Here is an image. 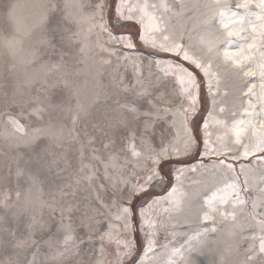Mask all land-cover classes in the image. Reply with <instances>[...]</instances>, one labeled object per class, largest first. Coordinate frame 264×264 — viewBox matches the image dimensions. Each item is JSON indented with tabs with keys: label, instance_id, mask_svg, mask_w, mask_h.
<instances>
[{
	"label": "rangeland",
	"instance_id": "1",
	"mask_svg": "<svg viewBox=\"0 0 264 264\" xmlns=\"http://www.w3.org/2000/svg\"><path fill=\"white\" fill-rule=\"evenodd\" d=\"M65 2L0 0V201L3 202L0 203V264H9L10 260L19 264L28 261L32 264H169L174 257L172 254L169 258L173 246L183 251L197 237L200 238L194 251L184 262L176 264H264V254L248 259L253 256L250 246H255L258 252L261 233L257 221L264 219V151L248 157L241 155L240 147L221 154L230 145L229 124L234 123L229 121L234 119H229L240 116L239 111L248 109L249 105L255 113L260 112L259 69L251 68V63L246 70L255 75L245 76L231 62H225V51L236 52L243 43L237 37H221L212 53L207 52L208 43L222 32L218 14L224 9L217 5L228 3L232 10L243 13L244 9L234 6L238 0H106L103 21L95 7L100 0H67L69 8H65ZM186 2L194 4L197 14L204 18L195 29H190L195 8L181 13V5ZM121 5V11L131 15V20L117 21L116 8ZM10 8L13 19L8 18ZM101 23L105 30L100 28ZM180 24H183L181 30ZM241 36H248V43L252 42L250 30L242 32ZM12 38L16 42L9 46L7 41ZM153 42L181 44L189 55L211 64L209 74L205 75L182 55L153 48ZM262 56L264 41L258 37L249 59L255 61ZM215 62L222 66L217 67ZM54 65L61 67L54 68ZM181 70L185 80L191 76L196 85L194 110L187 93L182 92L187 84L180 83ZM65 72H72L79 83L87 81L86 91L99 82L113 100L131 96L121 90L125 86L146 88L164 98L169 111L155 123L148 138L156 151L166 148L170 153L157 166V178L145 185L153 167L152 153L146 145L137 140L141 155L134 157L130 151H120L122 137L119 133L113 136L108 131L105 135L101 120L103 104L82 116L75 125L73 112L67 107L63 111L46 109L40 118L30 115L39 103L37 97L42 100L45 94L38 90L61 80ZM117 84L120 87H114ZM250 88L254 89L253 93H249ZM52 91L49 89L47 94ZM235 99L240 104L236 111L230 112L229 103ZM70 107L74 109L75 100ZM9 118L18 119L25 133L16 131ZM49 123L63 127L60 145L42 140L35 146H26L31 129ZM242 126L250 128L248 123ZM186 136L191 138H188L191 147L177 155L171 153L172 147L181 148ZM113 138L117 153L114 161L109 160L112 150L104 148ZM42 148L48 149L49 162L56 160L57 163L46 171L43 191L32 190L30 199L34 203L29 204L25 199L29 188L27 176L17 177L16 170L19 166L27 173L30 155ZM94 156L104 163L93 159ZM105 164H108L107 171ZM83 165L88 167L81 172ZM201 172L203 177L207 174L217 177V182L206 189L203 197L209 194V189L210 192L229 184L237 185L239 199L244 203L236 211L235 220L214 213L208 222L199 221L205 201L196 193L201 184H194V180ZM90 174L93 176L91 184L83 179ZM77 180H80L78 185ZM140 185L146 190L131 201L130 227L125 234L123 221L115 219L118 214L115 205L119 202L116 193ZM60 188L69 193L64 200L88 201L100 209L94 221H88L81 213L74 214L72 228L76 246L69 245L67 250L59 211L53 212L46 204H41V201L50 203L53 196L60 199ZM232 199H236L235 193ZM123 203L128 205L127 200ZM186 205L195 210L194 215L186 211ZM226 207L223 206L224 210L232 211ZM33 216L42 225L34 230L33 239L37 243L26 250L14 248L13 237L4 229L15 231L16 239L26 237L27 225ZM63 223H69L67 218ZM109 223L114 225L111 239L106 237L101 241L100 235L109 230ZM125 239L133 244L128 258L122 257L123 244H117V240ZM149 239L153 247L145 255Z\"/></svg>",
	"mask_w": 264,
	"mask_h": 264
},
{
	"label": "snow or ice",
	"instance_id": "2",
	"mask_svg": "<svg viewBox=\"0 0 264 264\" xmlns=\"http://www.w3.org/2000/svg\"><path fill=\"white\" fill-rule=\"evenodd\" d=\"M218 7L224 9V11L219 12V24L220 29L222 30L221 35L216 37L215 41H210L208 43L207 52L212 53L213 48L216 46V43L223 38L229 37H237L241 41L242 44L239 45V49L236 52L225 51L224 59L225 62H231L235 68L243 72L245 76L255 75L250 70H246L248 65L251 63H255L249 59L250 50H254L257 44V38L259 37L262 41H264V0H238L235 3L236 9H244L243 13L232 10V6L228 3L218 4ZM55 7V6H54ZM71 5L65 2V8H69ZM98 14L100 15L101 21H103V12L107 7L106 0H100L99 3L95 5ZM120 7L116 8L117 21L121 20H131L133 17L131 15H124L121 11ZM155 7V5H153ZM259 9L258 12H253L252 9ZM254 16L255 19H251ZM8 18L13 19V12L11 8L8 11ZM100 28L105 30L104 24L101 23ZM250 30L252 33V42L248 43V36H241L242 32H246ZM168 38L165 37V40ZM15 38L9 39L7 41L9 46H12L15 43ZM231 43V41H229ZM153 48H159L160 51L164 52H174L177 56L182 55L183 59L186 61H190L197 68H201L205 75L209 74V69L211 68L210 63H202L195 56L189 55V52L183 48V46L179 43H171L168 45L160 44L157 45L155 42L151 45ZM54 68H59L61 65H54ZM179 67V66H177ZM259 69V76L261 80L260 89L261 92L264 93V56L261 57L260 62L257 64ZM183 70H181L180 74V83L182 85L187 84V87L182 89V92L187 93L190 98L194 110L195 104V96L193 95V90L196 85L192 80L191 76H188L187 81L185 80L184 75L182 74ZM74 74L72 72H65L62 79L53 83L51 85L45 84L38 91L45 93L43 99L40 100L39 103L32 108L30 115H36L40 118V114L45 112L46 109H58L63 111L66 107L68 111L73 112L72 115V123L73 125L82 117L87 116L93 109H98V107L103 104L104 111L101 114V120L103 124V128L105 129V135H107L108 131L115 134L119 133L122 137L120 144V151L126 152L130 151L131 155L134 157L140 156L141 152L137 150V140H139L141 145H146L151 151L152 155L150 159L152 160V171L151 174L145 180V185L150 183L153 179L157 178L159 173L157 171V166L163 161L166 157L170 155L166 148H161L160 151H156L155 148L148 143V138L152 135V129L155 123L159 119H163V116L167 114L169 111L167 105L164 102V98L162 96H156L153 92L149 91L146 88L136 89L135 87H122L121 90L125 93H131V96H125L123 100L120 99H112V96L104 89V86L99 82L94 83L91 89H87V81L83 83H79L75 78H73ZM114 87H120V85H114ZM49 89L53 90L51 94H47ZM254 89L250 88L249 93H253ZM75 100L74 109L70 107L72 101ZM111 101V102H110ZM262 112L257 113V115L264 114V100L261 101ZM255 112V109L249 105L248 109H245L246 112L249 111ZM9 122L16 128V131L25 133L24 125L20 124L18 119L9 118ZM244 122L241 121L240 124L234 125L235 134H236V142H240L241 133L243 129L241 128V124ZM248 123H251L249 121ZM207 127V124L205 125ZM142 128V130H141ZM63 127H57L52 123L47 124L46 126H37L31 129V137L27 142L26 146H35L38 142L42 140H52L57 146L60 145L63 139ZM191 139V138H189ZM207 143V142H206ZM116 139H109L108 143L104 144L105 149H111L112 155L109 157V160H115L117 153L115 152ZM191 147L189 143L185 147V151ZM243 155L247 156L249 153L247 151V146ZM254 150L264 151V135H261L258 138V142L253 146ZM48 153L47 148H42L40 151H34L32 155H30L28 160V171L25 172V169L17 167L16 176L21 177L26 175L27 181L29 184L28 194L25 197L26 203L32 204L34 203L31 199L32 190L35 189L38 192L43 191V184L45 182V173L46 171H50L51 164L57 163L56 160H49L46 158ZM93 159L100 160V157L94 156ZM101 163L104 161L100 160ZM88 167V165H83L80 169L81 172ZM108 164H105V170L107 171ZM229 168L231 166L229 165ZM93 176L86 175L83 177L86 181L91 184ZM77 185L80 183V180L76 181ZM145 186L140 185L139 187L132 188L127 187L123 190H117V200L119 201L115 206L118 208V214L115 216L117 221H123L122 228L127 234L129 229L128 224V215L130 211V205L133 198L138 196L140 193L144 192ZM236 194L235 201H232L233 194ZM58 194L60 199H57L56 196H53L52 201L44 202L41 201V204H46L49 208L52 209L53 212L59 211L61 216L60 228H62L65 232L63 237V244L66 246L75 245L76 236L75 230L72 228L73 216L75 213H81L88 221H94L97 214H100V209L95 208L91 205L90 202H77L72 203L70 201H66L63 198L68 196L69 193L65 192L63 188L58 189ZM21 193L18 191L17 196L19 197ZM74 195V193H73ZM39 199V198H38ZM124 200L128 201V205L123 203ZM232 201V211L224 210L223 206ZM0 203H3L0 201ZM244 201L239 199V189L235 184H229L224 189H221L217 193H213L208 199L204 202V211H203V219L210 220L213 219L214 213H219L224 219H236V206L237 204H243ZM151 205H149L150 207ZM255 207V202L253 204ZM143 214V213H142ZM67 218L69 223L65 225L63 223L64 219ZM255 219V217H253ZM42 227L39 224V221L35 216L31 217V223L27 225L28 234L26 237L16 239V232H9L8 229H4L5 232H8L10 236L13 237L14 242L12 246L16 249L26 250L31 248L33 245L37 243L33 236L35 234V229L37 227ZM257 226L259 227L261 235L259 236V247L258 252L255 250V246H250L249 251L253 252V256H249L248 259L251 260L255 255L264 254V219L257 221ZM114 225L109 223L108 231L104 232L100 235V240L103 241L106 237L111 239L112 229ZM207 231V230H206ZM215 231V229H213ZM257 237L253 236V239ZM123 244V252L122 257L128 258L132 254L133 244L131 240L125 239L124 241L117 240V244ZM153 241L149 239L148 247L145 251V255L148 252L152 251ZM187 251H194V249L189 246ZM176 254L183 257V253L177 249ZM58 255H63V253H59ZM33 259H35V253H33ZM9 264H19L17 261L10 260ZM26 264H32L31 261L26 262Z\"/></svg>",
	"mask_w": 264,
	"mask_h": 264
},
{
	"label": "bare ground",
	"instance_id": "3",
	"mask_svg": "<svg viewBox=\"0 0 264 264\" xmlns=\"http://www.w3.org/2000/svg\"><path fill=\"white\" fill-rule=\"evenodd\" d=\"M185 1V0H183ZM182 9H181V13H184L186 10L188 9H193L195 8V12L197 14V8L194 4L192 3H182ZM184 6V7H183ZM144 7V6H143ZM194 12V17H193V20H191V28L190 29H195V25L197 23H201L204 21V18L201 17L200 15H196ZM197 16V17H196ZM183 27V24H180L179 25V28L181 30V28ZM204 34V33H203ZM172 35H176L175 33H172ZM251 43V42H250ZM255 63H252V67L251 68H256L257 67V64L260 62V58L257 57L255 58ZM216 66L217 67H221L222 64L221 63H218V62H215ZM258 68V67H257ZM233 77H236V75L232 72L231 74ZM256 89L259 88V85H255ZM262 100H264V93H262L260 96H259ZM240 104V101L238 99H235V100H232L230 103H229V110L230 112H233V111H236L238 106ZM211 109H213V106H211ZM262 112V108H260V112ZM239 114L240 116H237V117H231L229 120H233V121H229L231 122L233 125L229 124L231 126V130H230V139L229 140V143L230 145L228 147H225L224 151H221V154H226V153H230L233 151H235L236 149L242 147V152H241V155H243V153L245 152L246 150V147L247 146V151H248V157L249 155L250 156H253L255 154H258V150H254L253 146L258 142V138L261 136V135H264V114H261V115H257V113L253 112L251 113V111H248L246 112L245 110L244 111H239ZM256 118V119H255ZM255 119V120H254ZM243 121L245 123H248L249 121H251V123H248L249 124V129H244L242 126L243 124H241V128L243 129L242 133H241V138H240V142L237 143L236 142V134H235V128H234V125L236 124H240V122ZM187 135V134H186ZM187 137V136H186ZM255 137V139L253 138ZM257 137V138H256ZM189 137H187L185 140L183 139V141H181V148L177 149L176 147H172V150H171V153H176L177 154H180V153H183L185 151V147L186 145L189 144ZM254 139V140H253ZM231 150V151H230ZM245 156V155H243ZM205 174V173H204ZM198 178L194 180V184H201L198 188H197V191L196 193L198 192L197 195L200 194V196H202L201 198H203L202 200L206 201L208 199V197H210L213 193H217L221 190L220 189H216V190H213V191H210L207 190V193L208 195L204 196L203 195L206 193V189L210 188L212 185H214L216 182H217V177H213V175H210V174H207L203 177V172L197 174ZM250 176L249 175V180L250 181ZM254 178V177H253ZM252 178V181L254 180ZM247 180V179H246ZM257 180V179H256ZM259 180V179H258ZM220 180H218L219 182ZM251 183V182H250ZM216 186V185H215ZM199 196V197H200ZM191 198V197H190ZM232 201H235V199H232ZM232 201H230L228 204H226V208H229V209H232L233 210V207H232ZM195 202V201H194ZM201 203V202H200ZM190 204V203H189ZM199 204V203H198ZM199 205H202L199 204ZM194 206V205H193ZM195 208V207H194ZM241 208V205L240 204H237L236 206V211H239ZM185 209L186 211H189V212H192V214L194 215L195 214V210L193 208L190 207V205H186L185 206ZM196 209V208H195ZM202 210V209H201ZM205 210V209H204ZM199 211V210H198ZM199 215V214H198ZM203 215V214H202ZM183 220V219H182ZM199 221L201 222H208L209 220H204L203 219V216L199 219ZM205 232V231H204ZM176 234V233H175ZM200 237H197L196 240L191 244V247L194 248L195 245L197 244V241L199 240ZM190 246V245H189ZM189 246H187L183 251H181L183 253V257H181L180 255H177L176 254V247L173 246L171 248L172 250V253L169 255V258L170 256H172V254H174V257L172 258V260L170 262H168L169 264H176L178 261H182L184 262L185 261V258L186 256L190 253V251H187V249L189 248ZM179 250L181 249L180 247L178 248ZM184 264V263H183Z\"/></svg>",
	"mask_w": 264,
	"mask_h": 264
}]
</instances>
